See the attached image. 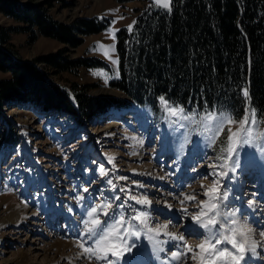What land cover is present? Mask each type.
Instances as JSON below:
<instances>
[{
  "label": "rangeland",
  "instance_id": "1",
  "mask_svg": "<svg viewBox=\"0 0 264 264\" xmlns=\"http://www.w3.org/2000/svg\"><path fill=\"white\" fill-rule=\"evenodd\" d=\"M18 2L42 4L54 19L70 25L81 18L94 16L107 22L104 30L81 36L83 43L77 47L41 35L31 41L28 33H12L11 42L23 60H35L60 51L74 59L93 57L103 60L106 65L83 66L73 72H58L45 63H39V66L48 79L60 84L72 97L73 84L77 83L92 85L88 92L94 96L114 97L126 102L86 122H77L67 115L40 113L31 105L22 107L17 103L0 112V264H98L95 259L89 261L81 255L77 246L82 239L80 233L87 211L105 202L112 203V211L115 212L117 205L124 203L129 194L147 197L153 206L129 200L127 206L120 210L126 219L137 212H145L148 227L167 225V231L183 235L188 244L196 245L207 232L192 216L199 211V201L207 199L201 186L213 182L209 173L216 170L229 172L228 177L222 180V191L226 190L228 197L221 202L220 212H235L238 219L247 221L255 229V239L264 246V239L259 236L264 231V151L261 150L264 145L256 142L239 148V166L235 173L230 168L235 166L236 157L229 162V169H213L209 166L223 163L218 157L224 147L227 129L213 144L208 134L200 130V125L187 121L180 122L185 127L174 124L172 121L176 118H167L162 103L156 108L139 105L123 90L111 85L112 80L120 75L119 63L112 62L119 60L117 43L120 30L128 29L129 25H132V30L135 28L139 10L149 7L168 9L156 5L154 0L126 3L116 0ZM20 24L0 13V26L16 27ZM109 29L119 30L115 41ZM98 43H115V51L109 53L111 59L103 51L94 50ZM98 72L105 73L106 77L94 74ZM10 76V72L0 69V79ZM213 111L230 114L228 111ZM186 114H195L199 119L206 112L186 110ZM231 127L235 130L237 125ZM109 156L114 157L111 163ZM101 169L105 175H101ZM110 180L115 188L108 183ZM85 188L87 192L83 191ZM122 188L126 191H120ZM185 195H193L196 199L181 205ZM116 196L119 199L113 200ZM78 197L83 199L78 200ZM249 201L253 203L250 205ZM19 207L27 209L29 214L36 212V215L19 224L6 223L11 211ZM253 213L259 218H254ZM220 227L218 223L213 230ZM158 237L159 241L169 238L163 233ZM68 241L74 244L73 251L63 254L56 246L50 248L58 242ZM129 242L136 246L119 264L137 253L135 262L171 264L165 260H171V253L180 250L178 246L182 245L178 240V244L170 243L168 246L162 243L159 247L163 250L153 252L152 247L156 248V245L143 231L139 239L132 237ZM182 261H174L173 264H182ZM183 264L193 262L187 260ZM247 264H264V251L260 250L257 260L249 254Z\"/></svg>",
  "mask_w": 264,
  "mask_h": 264
},
{
  "label": "trees",
  "instance_id": "2",
  "mask_svg": "<svg viewBox=\"0 0 264 264\" xmlns=\"http://www.w3.org/2000/svg\"><path fill=\"white\" fill-rule=\"evenodd\" d=\"M139 11L135 28L119 32L120 75L111 82L114 88L154 108L164 97L190 111L223 110L239 118L250 106L258 118L264 116V0H172L171 11ZM0 13L21 23L0 26V69L11 73L0 79V112L17 103L86 122L126 102L94 96L88 92L92 85L77 83L72 97L39 66L73 72L106 65L103 60L74 59L64 51L23 60L11 42L12 33H28L31 41L41 35L77 47L81 36L104 30L107 22L94 16L70 25L54 19L42 4L18 0H0Z\"/></svg>",
  "mask_w": 264,
  "mask_h": 264
},
{
  "label": "snow or ice",
  "instance_id": "3",
  "mask_svg": "<svg viewBox=\"0 0 264 264\" xmlns=\"http://www.w3.org/2000/svg\"><path fill=\"white\" fill-rule=\"evenodd\" d=\"M154 3L171 11L170 0H154ZM112 23L114 24L115 21ZM133 24H135V21H133ZM127 30L132 31V25H129ZM117 31L119 30L109 29V34L113 41L116 39ZM94 50L103 51V54L111 59L109 53L115 51V43L111 45L98 43L94 46ZM112 62L118 64L119 60H113ZM94 74L106 77L103 72ZM242 94L247 100H250L247 89H244ZM159 99L167 118H176L172 121L174 124L185 127V124L180 122L187 121L200 125V130L208 134L213 144L227 129V135L223 141L224 147L220 149L221 155L218 157L223 163L210 165L209 167L213 169H229V162L236 157L235 166L230 168V171L235 173L239 166V148H243L245 145H253L256 142H261L264 145V128L261 127V125H264V116L258 118L256 109L250 106L244 109L243 116L239 118L234 117L232 114L223 112L217 114L215 111H208L197 119L195 114H186V110L183 107L171 106L164 97ZM233 124L237 125L235 130L231 127ZM261 150L264 151V146L261 147ZM108 160L111 163L114 161V157L109 156ZM113 167H115L114 164ZM105 174L103 169H101V175ZM228 174V170L210 172L209 175L213 177V182L208 186H201L204 188L203 195L207 199L199 201L197 205L199 211L192 216V219L207 232L200 243L196 245L188 244L183 235L167 231V225L156 228L148 227V216L145 212H137L126 219L120 210L127 206L129 200L135 201L139 205L151 204L147 197L129 194L124 203L117 205L115 212L112 211V203L105 202L92 206L87 211V219L83 221V231L80 233L82 239L77 245L81 249V255L86 256L89 261L95 259L98 264L99 262H103V264H119L125 255L131 253L136 246L134 242L130 243L129 241L132 237L139 239L143 231L144 234L148 235V239L154 242L157 251H162L163 249L159 246L166 242L156 239L161 233L172 240L182 242V245L178 246L180 250L171 253L170 259L172 261H182L183 258L182 264L187 260H191L193 264H247L249 254H251V257L259 256L257 248L261 245L260 241L254 238L255 229L247 221L238 219L235 212L229 214L220 212L221 202L228 197V192L226 190L222 191V180L228 177ZM120 179L126 178L121 177ZM108 183L113 188L116 187L111 180ZM83 191L87 192L88 189L85 188ZM120 191L124 192L126 189L122 188ZM77 199L82 200L83 197H78ZM118 199V196L113 198V200ZM195 199L196 197L193 195H185L184 199L181 200V205L185 201ZM252 203V201H249L250 205ZM184 211L187 212V209H184ZM102 217H107L108 219L105 220ZM219 217H223V219H218ZM218 223L221 227L214 231V226ZM259 236L264 239V231H261ZM83 237H87V239H83ZM89 241L91 242L90 244ZM109 257L112 258L110 259Z\"/></svg>",
  "mask_w": 264,
  "mask_h": 264
},
{
  "label": "bare ground",
  "instance_id": "4",
  "mask_svg": "<svg viewBox=\"0 0 264 264\" xmlns=\"http://www.w3.org/2000/svg\"><path fill=\"white\" fill-rule=\"evenodd\" d=\"M151 204H152V202H151ZM146 205V206H153V205ZM156 207H157V205H155ZM166 212V211H165ZM252 212V211H251ZM168 214H170V216H172L171 215V213H168ZM252 214V213H251ZM36 215V212H33V213H28V210L27 209H24V208H14L12 211H11V215L9 216L10 217V219L9 220H6V223H11V224H19V223H22V222H24V219H26V218H28V217H31V216H35ZM174 216H176V215H174ZM259 216V215H258ZM257 215H254V213H253V217L254 218H256V219H258L259 217H258ZM251 217H252V215H251ZM253 217H252V219H253ZM223 218V217H222ZM23 219V220H22ZM17 221H19V222H17ZM253 221H255V220H253ZM256 222V221H255ZM257 223V222H256ZM33 224V223H32ZM261 227V226H260ZM159 238V237H158ZM255 238V237H254ZM157 239V238H156ZM164 241V240H163ZM166 242L165 243H163L162 245L163 246H168V245H170V243H174V244H178V242H177V240H175L174 242H173V240L172 239H170V238H168L167 240H165ZM55 246L57 247V249H58V251L60 252V251H62V253L64 254V253H66L68 250H71V251H73L74 250V248H73V246H74V244L71 242V241H68V242H65V243H63V242H58V243H56L55 245H53L52 247H50V248H55ZM47 249V248H46ZM152 249H153V252L156 250V248H154V247H152ZM260 250H261V252L262 251H264V246H259L258 248H257V252L259 253L260 252ZM135 255V254H134ZM137 255H138V253H137ZM136 255V256H137ZM144 255V254H143ZM156 255H158L157 253H156ZM251 255V254H250ZM136 256H134V257H132V258H130L128 261H125V262H121V264H139V263H141L142 264V262H135L134 261V259L136 258ZM259 257V256H258ZM258 257H253V260H257L258 259ZM165 260V259H164ZM153 261H156V259L154 258L153 259ZM165 261H167V262H170L171 264H173L174 263V261H171V260H165ZM143 264H145V262L143 263ZM146 264H149V263H146ZM167 264V263H166Z\"/></svg>",
  "mask_w": 264,
  "mask_h": 264
}]
</instances>
